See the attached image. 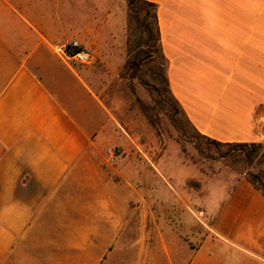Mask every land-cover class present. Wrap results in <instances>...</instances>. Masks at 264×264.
<instances>
[{
    "label": "crops",
    "instance_id": "0c3cea01",
    "mask_svg": "<svg viewBox=\"0 0 264 264\" xmlns=\"http://www.w3.org/2000/svg\"><path fill=\"white\" fill-rule=\"evenodd\" d=\"M146 1L197 134L264 143V0ZM126 15L125 0H0V264H264V196L246 178L208 190L199 221L160 183L161 211H180L150 227L147 188L134 206L131 170L103 155L110 112L95 64L120 70ZM71 40L96 63L64 58Z\"/></svg>",
    "mask_w": 264,
    "mask_h": 264
},
{
    "label": "rangeland",
    "instance_id": "374dc122",
    "mask_svg": "<svg viewBox=\"0 0 264 264\" xmlns=\"http://www.w3.org/2000/svg\"><path fill=\"white\" fill-rule=\"evenodd\" d=\"M125 1L124 63L118 73L106 72L96 60L79 65L95 64L101 71L99 95L110 112V133L101 150L105 156L106 148H116L123 161L119 166L131 170L130 184L125 183L124 188L133 194L134 206L139 204L141 189L147 188L148 225L162 224V215L172 224L180 211L174 212L172 207L161 211L155 201L160 183L166 194L181 195L186 201L181 202V212L197 221L203 218L204 195L222 180L251 178L264 187V143L213 144L197 134L167 89L166 61L155 41L152 7L139 0ZM153 237L156 235L150 234V257L157 256Z\"/></svg>",
    "mask_w": 264,
    "mask_h": 264
},
{
    "label": "built area",
    "instance_id": "2783aa9c",
    "mask_svg": "<svg viewBox=\"0 0 264 264\" xmlns=\"http://www.w3.org/2000/svg\"><path fill=\"white\" fill-rule=\"evenodd\" d=\"M64 58L69 59L78 64H91L96 58L92 50L79 43L77 40H71L60 48ZM106 158L109 163H117L120 160L118 150L116 148H106Z\"/></svg>",
    "mask_w": 264,
    "mask_h": 264
},
{
    "label": "trees",
    "instance_id": "16d2710c",
    "mask_svg": "<svg viewBox=\"0 0 264 264\" xmlns=\"http://www.w3.org/2000/svg\"><path fill=\"white\" fill-rule=\"evenodd\" d=\"M141 1L142 3L152 7V18H153V21H154V24H155V30H156V39L155 41L157 42L158 44V47L160 49V41H159V30H158V25H157V17H156V4L155 3H152V2H148L146 0H139ZM129 5L131 7V2H129ZM141 11H144V9H140ZM145 30L147 31V27L145 26ZM162 55V54H161ZM166 86H167V89L169 91V93L171 94L169 88H168V83H167V78H166ZM172 96V94H171ZM173 97V96H172ZM174 99V97H173ZM175 100V99H174ZM176 102V100H175ZM177 103V102H176ZM178 104V103H177ZM180 107V106H179ZM182 110V109H181ZM183 112V111H182ZM184 114V113H183ZM186 117V116H185ZM198 133V132H197ZM206 138V137H205ZM209 142L213 143V144H225V145H230V144H235V145H240V146H246V145H250V146H257L259 145L258 143H255V142H251V143H221V142H218V141H215L213 139H210V138H206ZM250 184H252V186L257 189L258 191H260V193L264 196V187H261L259 185H257L251 178L250 179H247Z\"/></svg>",
    "mask_w": 264,
    "mask_h": 264
}]
</instances>
